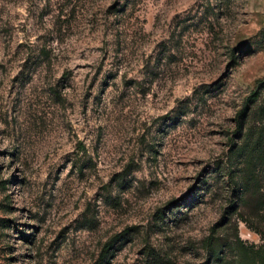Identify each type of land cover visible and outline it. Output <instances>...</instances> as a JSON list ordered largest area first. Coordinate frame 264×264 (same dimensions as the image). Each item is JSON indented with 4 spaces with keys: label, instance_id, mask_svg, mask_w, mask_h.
Wrapping results in <instances>:
<instances>
[{
    "label": "rangeland",
    "instance_id": "1",
    "mask_svg": "<svg viewBox=\"0 0 264 264\" xmlns=\"http://www.w3.org/2000/svg\"><path fill=\"white\" fill-rule=\"evenodd\" d=\"M259 91L264 0H0V264H259L225 184Z\"/></svg>",
    "mask_w": 264,
    "mask_h": 264
},
{
    "label": "trees",
    "instance_id": "2",
    "mask_svg": "<svg viewBox=\"0 0 264 264\" xmlns=\"http://www.w3.org/2000/svg\"><path fill=\"white\" fill-rule=\"evenodd\" d=\"M261 92L254 94L252 100L238 115L239 140L227 155L226 187L233 206L228 212L244 211L247 215L245 223L264 240V105L258 111L255 109L261 101ZM252 105V106H251ZM226 212V214H228ZM234 248L250 250L240 240L220 244L213 238L207 242V264L217 260L227 261L226 254ZM264 264V252H258Z\"/></svg>",
    "mask_w": 264,
    "mask_h": 264
}]
</instances>
